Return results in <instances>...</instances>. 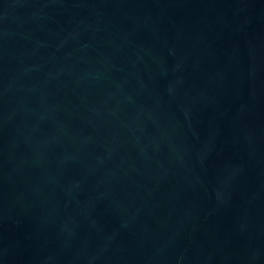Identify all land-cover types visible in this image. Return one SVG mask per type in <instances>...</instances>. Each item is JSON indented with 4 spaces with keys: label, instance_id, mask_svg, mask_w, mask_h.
Wrapping results in <instances>:
<instances>
[{
    "label": "water",
    "instance_id": "water-1",
    "mask_svg": "<svg viewBox=\"0 0 264 264\" xmlns=\"http://www.w3.org/2000/svg\"><path fill=\"white\" fill-rule=\"evenodd\" d=\"M0 264H264V0H0Z\"/></svg>",
    "mask_w": 264,
    "mask_h": 264
}]
</instances>
